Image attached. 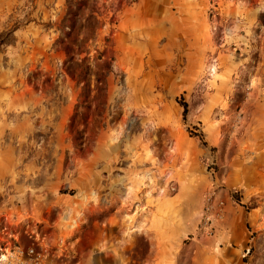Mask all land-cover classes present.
<instances>
[{"label":"rangeland","instance_id":"1","mask_svg":"<svg viewBox=\"0 0 264 264\" xmlns=\"http://www.w3.org/2000/svg\"><path fill=\"white\" fill-rule=\"evenodd\" d=\"M67 1L0 0V264H264V0Z\"/></svg>","mask_w":264,"mask_h":264},{"label":"trees","instance_id":"2","mask_svg":"<svg viewBox=\"0 0 264 264\" xmlns=\"http://www.w3.org/2000/svg\"><path fill=\"white\" fill-rule=\"evenodd\" d=\"M72 1L73 0H68L67 1V12H66V18H65V21L69 22L71 24V27H67L69 30L72 29L73 27V20L69 18V16H72L74 15L75 13L72 12ZM78 2V6L76 7L77 9H79V5H81L82 1L83 0H76ZM121 1L123 2L124 0H120V3ZM136 0H125V3L126 4H133L135 3ZM182 107H183V118L186 117V114H187V105L185 103H182Z\"/></svg>","mask_w":264,"mask_h":264}]
</instances>
